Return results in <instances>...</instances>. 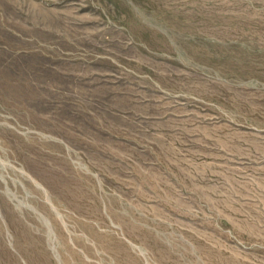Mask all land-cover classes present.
Listing matches in <instances>:
<instances>
[{"label": "rangeland", "instance_id": "obj_1", "mask_svg": "<svg viewBox=\"0 0 264 264\" xmlns=\"http://www.w3.org/2000/svg\"><path fill=\"white\" fill-rule=\"evenodd\" d=\"M0 264H264V0H0Z\"/></svg>", "mask_w": 264, "mask_h": 264}]
</instances>
